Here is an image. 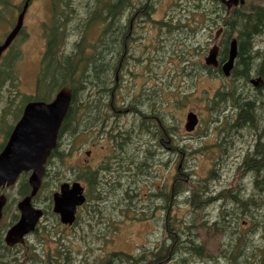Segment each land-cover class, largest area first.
Returning <instances> with one entry per match:
<instances>
[{"label": "rangeland", "instance_id": "1", "mask_svg": "<svg viewBox=\"0 0 264 264\" xmlns=\"http://www.w3.org/2000/svg\"><path fill=\"white\" fill-rule=\"evenodd\" d=\"M18 1L11 0V3ZM69 1L77 16L83 17L81 22H86L90 0ZM195 3V0H151L146 17L139 10L130 13L124 10L118 27L126 33L121 56L126 52L134 56L125 64L130 70L120 72L117 78L113 72L109 78V88L115 93L113 109L105 107L108 92L99 93L97 85L81 91L85 95H77L75 117L61 135L56 149L60 156L51 158L42 186L33 198L34 206L44 211L37 230L11 250L0 248V264H46L47 255L56 260L52 264H102L113 250L124 253L127 260H113L111 264H153L158 255V250L153 254L155 246H162L166 235L174 236L177 242H181L180 238H192L202 245L208 256L203 263H198L239 264L222 257L226 246L228 254L234 253L233 246L239 245L241 249L244 236L249 237V245H259L264 235V181L260 187L256 186L255 178L243 174L239 165L256 142L258 131L263 135L264 123L257 118L255 131L248 127L232 128L229 123L233 119L229 115L234 114V108L216 101L213 106V98L217 91L231 85L246 94V98L262 99L264 90L256 93L249 81L245 83L242 79L209 74L201 69L200 61L203 64L213 33L220 25L213 26L209 17L201 18L194 9ZM202 5L209 11L213 8L212 0H203ZM245 5L246 11L254 5L264 7V0H247ZM7 11L8 8L2 12V17L7 16ZM76 19L73 16L72 25L66 29L67 39L60 50L65 55L74 49V43L81 36L73 27ZM195 19L199 20L198 26ZM43 22H51L49 0H35L25 16L22 39L7 53H17L18 60L13 65L11 79L0 86V143L5 140L3 131L13 127L19 118V108L22 110L25 103L23 98L35 91L45 42ZM197 27L195 32L186 33ZM9 29L0 22V36ZM99 30L97 26V30L87 34V43L95 40ZM263 49L264 33L254 37L253 53ZM257 102L260 114L264 104L261 100ZM189 112L198 118L192 132L184 128ZM104 114L108 115L105 123L102 122ZM87 151H90L88 156ZM102 163L111 169L105 172L100 169L101 184L96 186L95 195L107 196L115 178L123 186L104 199H93L86 195L87 184L75 176L86 168L98 171ZM27 176L19 177L14 186L2 190L8 199L2 219L6 225L18 218L16 202ZM207 176L213 177L204 184L207 185V192L203 194L206 200H202L203 207L202 204L195 207L189 198L192 191L199 189V181ZM75 180L83 185L86 202L78 207L76 222L63 225L52 210V194L62 182ZM221 190L244 194L242 206L233 201L227 204L237 209L236 216L241 214L236 222L221 215L223 200L212 199ZM248 197L256 198L251 201ZM124 210L128 212L126 215ZM237 222L245 223L238 225ZM6 228L0 231L3 244ZM186 229L190 230L189 235ZM182 247L186 249L188 245L184 243ZM189 255L188 264H198ZM178 257L172 253L170 260L162 258L159 264H177Z\"/></svg>", "mask_w": 264, "mask_h": 264}, {"label": "trees", "instance_id": "2", "mask_svg": "<svg viewBox=\"0 0 264 264\" xmlns=\"http://www.w3.org/2000/svg\"><path fill=\"white\" fill-rule=\"evenodd\" d=\"M129 1L130 0H90L87 5L88 10L86 13L88 18L85 20L86 22L83 23L81 22L83 17L77 16L75 8L73 5H71L70 1L63 0L62 8L65 10L55 14L59 17V19H55L56 16L53 15L51 23L43 25L45 42L40 69L36 77L35 94L26 98L24 97L23 99L24 101H29L32 99L48 101L51 99L53 93L59 88L63 86H69L72 89V103L61 126L60 137L75 117L74 114L77 111V95L80 93L85 95L86 93L84 94V92L81 91H83L88 86L97 85L99 87V93L108 92V102L105 104V107H107L109 110L113 109V95L115 93L109 88V78L116 72L118 58L124 51L122 42H124L123 38L126 33H122L124 32L122 29L118 30V27H120L119 19L123 17V10L121 9L123 7H121L120 4L124 6L127 5ZM195 1L197 3L194 6V9L197 10V14H199L201 18L209 17L213 26H216L220 23L223 24L224 38L220 41V45L222 47V60L227 57L229 39L233 36L236 37L238 41V52L235 66L232 70V78L242 79L245 83L249 81L250 78L259 79L260 82L256 89L254 88V92L257 90L256 93H260L259 91L264 90V49L253 53V45L254 37L264 33V7L260 5H254L246 11L243 6H238L234 7L229 15H226V13L222 12V10H224V6L218 3L217 0L212 1L213 12L211 13H208L206 7L202 5L203 0ZM23 3V1H20V5L17 6L7 0L6 9H20ZM57 7L61 8L59 5ZM73 16L77 17V22L75 21L73 27L81 33V36L80 39L74 43V49L68 52V55H65L60 50H63L64 48L65 40L67 39L66 29L69 24L72 25V21L70 20ZM112 20H115L113 24H111ZM102 24L105 25L102 26ZM97 26L100 27V32H98L96 35L97 37L95 40L87 43V34L90 31L97 30ZM256 58H259L258 62L254 63ZM6 63L9 64L11 61L8 62L6 60ZM5 69L6 68H2L0 72L3 73ZM245 96L246 94L238 92L235 86L231 85V87L228 89L225 88L223 90L217 91L213 98V106L216 105V102L218 104L224 102V105L228 103V105L234 108V114L229 115V118L232 117L233 119L229 125L232 128L248 127L252 131H255L254 128L258 130V127H254L257 118L260 122L264 123V117L262 113V111L264 112V105L260 110V114L257 112L256 108L258 105L257 103L259 102H257V100H261L262 104H264V95L262 96V99L256 96H250L249 98H246ZM219 109L220 108H218V110ZM107 118L108 115L104 114L102 122L105 123ZM243 118L245 119L243 120ZM240 121L242 122V125L240 124ZM249 122H252L251 124L253 127ZM224 126L228 127V124H225ZM262 129L264 132V125ZM8 132L9 128L6 130L7 134ZM114 137L115 136L110 135V138L113 140L115 139ZM118 145L122 148L120 143H118ZM56 154L60 156V153H58L57 150H54L51 153L49 157L50 159L48 160V165L51 163V158H55L54 156ZM240 167L243 170L248 171L247 174L251 175L252 178H255L254 184H256V186H261L260 182L264 181V133L262 135V132L258 131L256 142L252 145V149L248 150L242 158L239 168ZM100 169L105 172L109 171L111 167H109L106 163H102L98 171H93L90 168H86L83 172L81 171L75 176V179L82 180L87 184L88 190L86 195L88 197L90 195V197L93 199H104L108 196V194L116 190V188L123 186V183L115 178V180L111 183L113 186L110 188V191L107 192V196H105V193L102 196L99 194L96 196L95 190L98 187L97 185L101 184L99 180L101 175ZM213 171L214 169L210 171L209 176L212 175ZM212 177L207 176L206 178L202 179L203 182L199 181V189L192 191V196L189 198V201L195 207H197L194 202L195 199L198 198L204 200L203 194L207 192V185L204 186V184L207 183L208 179ZM122 189L125 191V194H127L126 187H123ZM178 189L183 190L181 188ZM259 190L261 191V189ZM27 191V185H25L21 192L24 194ZM222 195L224 196L222 197V200L225 204L229 201H233V203L235 202L240 204L239 206H242V197L244 194H236L233 192L231 195V192L222 191ZM119 196L120 195H118V197ZM250 198H252L251 201H253V199L256 197ZM240 199H242V201ZM128 208L131 209V206ZM236 212L237 209L233 208V210L226 211L227 215L223 216H229L230 221L236 222L237 217L241 216L240 213L238 216H236ZM99 213L101 214V212ZM127 213V210H124V215ZM108 223L111 226L114 225L112 222ZM252 233H255V230H253ZM262 236L263 237H261L258 246H254L253 244L249 245V237L244 236L241 249L239 245L233 246L234 253L239 252L238 254H228L226 246L224 253H222V257L225 258L226 261L228 260L227 262L235 261L239 264H264V235ZM186 242L195 245L200 250L203 249V247L196 243L192 238L187 237ZM237 243H240V238H238ZM3 246L4 245L1 242L0 248H3ZM57 255L60 256V254ZM108 255L109 256H107V259L102 264H111L113 260L118 262V260H122V258L127 260V256L120 251H111ZM203 256L204 252L202 257ZM240 256L241 259H239ZM113 257L116 259L118 257L119 258L116 260L113 259ZM54 261L56 260L52 259V255H47L46 264H52Z\"/></svg>", "mask_w": 264, "mask_h": 264}, {"label": "water", "instance_id": "3", "mask_svg": "<svg viewBox=\"0 0 264 264\" xmlns=\"http://www.w3.org/2000/svg\"><path fill=\"white\" fill-rule=\"evenodd\" d=\"M226 5L237 4L238 0H221ZM241 3L244 0H239ZM25 8L19 14L17 22L4 43L0 46L1 51L9 44L22 25ZM216 33L215 36H217ZM237 55V44L233 39L229 46L228 58L222 64L224 75H229L233 61ZM218 47L214 45L205 57L207 65H218ZM259 79L251 80L254 86ZM71 99V91L68 88L60 89L53 101L28 102L23 108L20 119L11 130L6 143L0 151V187L11 185L22 171H31L28 182L31 186L29 195L24 196L17 207L20 212L19 219L6 232L4 240L7 245L23 242V236L32 231L42 214L39 209L31 205L33 196L41 182L44 172V164L50 151L56 146L57 132L67 112ZM197 123L196 115L189 113L186 117L185 129L190 131ZM83 188L78 182L60 184L59 191L53 194V211L59 215L63 224H71L75 218L76 207L83 203ZM5 203V197L0 195L1 209Z\"/></svg>", "mask_w": 264, "mask_h": 264}, {"label": "bare ground", "instance_id": "4", "mask_svg": "<svg viewBox=\"0 0 264 264\" xmlns=\"http://www.w3.org/2000/svg\"><path fill=\"white\" fill-rule=\"evenodd\" d=\"M255 89H256V88H255ZM256 92H257V90H256ZM236 113H237V112H236ZM235 115H237V114H235ZM241 119H242V117H241ZM241 119H240V120H241ZM244 119H245V118H243V120H244ZM236 120H237V119H236ZM238 122H239V121H238ZM240 122H241V121H240ZM249 123H250V122H249ZM251 123H252V122H251ZM251 123H250V124H251ZM240 124L242 125V122H241ZM243 124H245V123H243ZM247 124H248V121H247ZM238 125H239V124H238ZM241 125H240V126H241ZM253 125H254V123H253ZM247 126H249V125H247ZM251 126H252V124H251ZM252 127H253V126H252ZM254 127H255V125H254ZM158 128H159V127H158ZM246 128H247V127H246ZM224 129H225V128H224ZM225 130H226V129H225ZM233 132H234V131H233ZM228 133H229V132H228ZM224 135H225V133H224ZM222 138H223V137H222ZM225 138H226V137H225ZM161 140H162V139H161ZM222 140H223V139H222ZM224 140H225V139H224ZM224 140H223V142H225ZM227 141H228V140H227ZM227 141H226V142H227ZM221 146H222V145H221ZM253 148H254V147H253ZM239 166H240V165H239ZM244 167H245V166H244ZM245 168H246V167H245ZM243 172L248 173V171H246V170L243 171ZM193 184H194V183H193ZM208 184H209V183H208ZM208 187H209V186H208ZM205 189H206V188H205ZM211 190H212V189H211ZM209 192H210V191H209ZM215 194H216V193H215ZM215 194H214V196H215ZM217 194H218V196H216L214 199H216V198H220V199L222 200V197H224V196H223V195L221 196V195H220V194H221L220 192H218ZM240 194H241V193H240ZM203 196H204V195H203ZM203 196H202V197H203ZM211 196H212V194H211ZM151 197H152V196H151ZM153 197H154V196H153ZM156 197H157V196H156ZM157 198H158V197H157ZM157 198H156V199H157ZM203 198H204V197H203ZM206 198H207V197H206ZM214 199H213V200H214ZM154 200H155V199H154ZM175 200H176V199H175ZM204 200H206V199L204 198ZM177 201H178V200H177ZM177 201H176V202H177ZM160 202H161V201H160ZM197 202H198V201H197ZM199 202H200V201H199ZM208 202H209V201H208ZM220 202H221V201H220ZM181 203H182V202H181ZM200 203L202 204V202H200ZM204 203H207V202L204 201ZM211 203H212V202H211ZM222 203H223V201H222ZM228 203H231V202H227L226 204H224L223 208L221 207V209H224V207H225V210H221V211H222V213H221L222 216H223V215H227L226 211L233 210V206H232V207H229V205L227 206ZM174 204H175V203H174ZM183 204H184V203H183ZM188 204H189V203H188ZM160 205H161V204H160ZM204 205H206V204H204ZM220 205H222V204H220ZM155 206H158V205L155 204ZM186 206H187V205H186ZM190 206H191V204H190ZM206 206H207V205H206ZM199 207H200V205H199ZM202 207H203V204H202ZM234 207H235V206H234ZM150 208H151V207H150ZM190 208H191V207H190ZM191 211H192V210H191ZM198 211H199V210H198ZM99 212H100V211H99ZM99 212H97L98 215H99ZM145 212H146V211H145ZM192 212H193V211H192ZM201 212H202V211H201ZM203 214H205V213H203ZM142 216H143V215H142ZM194 217H196V216H194ZM169 219H170V218H169ZM200 220H202V219H200ZM174 221H175V220H173L172 222H174ZM202 222H203V221H202ZM205 222H206V221H205ZM199 223H200V222H199ZM190 225H191V224H190ZM192 225H193V224H192ZM192 225H191V226H192ZM206 225H207V224H206ZM210 225H211V224H210ZM193 226H195V225H193ZM196 226H197V225H196ZM198 226H199V225H198ZM208 226H209V225H208ZM206 227H207V226H206ZM206 229H207V228H206ZM186 230H187V229H186ZM187 231H188V230H187ZM189 231H190V230H189ZM189 231H188V235H189ZM191 233H195V232H192V231H191ZM180 235H181V234H180ZM184 238H185V237H184ZM184 238H183V239L181 238L183 241H181V242L178 241L179 243L177 242V243H175V245L173 246L174 250H175V248H176V249H178V251H179V254L177 253L178 255H177V254L175 255L176 257L179 256L178 259L180 258V260H181V262L179 261L178 264H188V261H189V258H188V257L190 256L189 254L197 255V257H198V254H199V256H200V255H201V256L203 255V252H201V251L199 252L200 249H199L198 247H196L195 245H192V244L186 242L185 240H186L187 238H185V239H184ZM184 243L188 245V247H187L186 249L182 247V244H184ZM198 244H199V243H198ZM199 245H200V244H199ZM201 246H202V245H201ZM203 249H204V248H203ZM148 251H149V250H148ZM168 252H169V251H168ZM173 252H174V251H173ZM186 255H187V256H186ZM182 256H183V257H182ZM205 256H208V255H206V253L204 252L203 260L199 258V259L201 260L202 263H203V261H204V259H205ZM210 256H212V255H210ZM222 256H223V255H222ZM219 257H220V256H219ZM118 258H119V257H118ZM118 258H117V259H118ZM201 258H202V257H201ZM209 258H210V257H209ZM209 258H208V260H210ZM218 259H219V258H218ZM135 260H136V259H135ZM197 261H198V260H197ZM227 261H228V260H227ZM184 262H185V263H184ZM201 262L198 263V264H201ZM117 264H118V263H117ZM144 264H145V263H144Z\"/></svg>", "mask_w": 264, "mask_h": 264}, {"label": "flooded vegetation", "instance_id": "5", "mask_svg": "<svg viewBox=\"0 0 264 264\" xmlns=\"http://www.w3.org/2000/svg\"><path fill=\"white\" fill-rule=\"evenodd\" d=\"M32 1V0H31ZM133 1V0H132ZM146 1V4L143 6V7H147V4L149 3V1L150 0H145ZM137 3V2H136ZM138 4V3H137ZM141 4V6L143 5V3L141 2L140 3ZM140 8L139 10H141V11H145V8ZM240 169H242V168H240ZM242 171V173L244 174V173H246V172H243V170H241ZM245 171V170H244ZM247 174V173H246ZM226 192H231V195H232V191L231 190H227ZM220 193H221V196H222V190L220 191ZM216 196H218V194H216ZM216 196H214L212 199H214ZM244 197V196H243ZM246 198V197H245ZM248 198H250V197H248ZM200 201H202V200H200ZM194 202H195V204H196V206L198 207L199 205H201V203L198 201L197 202V200H194ZM229 202H232V201H229ZM245 222H242V224H244ZM160 233H161V231H159ZM180 241H183L181 238L179 239ZM186 241V240H185ZM175 243H177V239L174 237V236H171V235H166V239H165V242H164V244L162 245V246H155V251H157V256H156V258H155V261L153 262V264H159V262H162L164 259L165 260H170V258H171V254L173 253L174 255H176L177 253L179 254V251H178V249H176L175 248V250H174V248H173V246L175 245ZM169 251V252H168ZM174 251V252H173ZM204 252V249H202V250H199V252ZM177 254V255H178ZM195 255H193L192 257L194 258V260H196L195 262H197V260L198 261H201L200 259H202V258H196V257H194ZM162 258H164V259H162ZM203 260V259H202ZM180 262H181V260H180ZM178 263H179V261H178ZM177 263V264H178ZM198 263V262H197ZM160 264H163V263H160Z\"/></svg>", "mask_w": 264, "mask_h": 264}]
</instances>
